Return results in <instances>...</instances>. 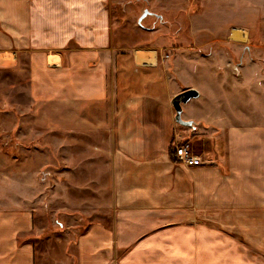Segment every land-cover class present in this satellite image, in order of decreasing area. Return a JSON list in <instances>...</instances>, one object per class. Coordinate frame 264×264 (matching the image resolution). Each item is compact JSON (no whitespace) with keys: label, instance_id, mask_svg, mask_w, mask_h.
I'll use <instances>...</instances> for the list:
<instances>
[{"label":"crops","instance_id":"obj_1","mask_svg":"<svg viewBox=\"0 0 264 264\" xmlns=\"http://www.w3.org/2000/svg\"><path fill=\"white\" fill-rule=\"evenodd\" d=\"M122 1L0 0L1 69H26L34 126L62 130L61 191L89 221L76 237L55 229L37 172L0 169V264H264V0L238 76L214 53L119 52ZM188 88L193 127L171 105ZM184 142L195 164L172 158Z\"/></svg>","mask_w":264,"mask_h":264},{"label":"rangeland","instance_id":"obj_2","mask_svg":"<svg viewBox=\"0 0 264 264\" xmlns=\"http://www.w3.org/2000/svg\"><path fill=\"white\" fill-rule=\"evenodd\" d=\"M254 1L150 0V4H145L142 0H123L111 9L113 36L119 43V52L136 48L146 50L153 47L151 45L161 46L159 44L163 43L164 47H159L158 50L164 56H168V50L177 48L183 52L196 50L202 55H223L227 60L223 67L217 68L221 71L227 69L238 76L239 55L246 53L252 56L254 53ZM147 8L152 12L151 16L142 18L139 22L140 15ZM226 19L229 22L225 23V30L222 32L223 27L220 24ZM233 28L243 29L246 32L245 39L231 38ZM212 38L214 41L209 43ZM129 44L132 46L128 47ZM6 57L9 54H0L1 63ZM1 63L0 169H6L7 172L8 169H16L21 173L22 181L27 172H37L38 190L32 193L36 195L47 220L53 221L55 229L67 230L71 237H76L89 221L77 214L78 192L74 191L69 196L61 191V138L64 134L62 130L34 126L33 121L36 118L29 95L27 70H2ZM17 81L21 85L14 89L10 84ZM68 208L73 209V212L68 211ZM68 212L72 215L70 221L64 218L65 214L69 215ZM37 257L38 263H41L40 259L48 262L47 256L42 257L40 250Z\"/></svg>","mask_w":264,"mask_h":264},{"label":"water","instance_id":"obj_3","mask_svg":"<svg viewBox=\"0 0 264 264\" xmlns=\"http://www.w3.org/2000/svg\"><path fill=\"white\" fill-rule=\"evenodd\" d=\"M149 13L148 10H144V12L140 15L138 21L141 22V19ZM198 96V91L194 88L185 89L177 94H175L171 99V105L174 109V119L175 121L184 126L193 127L194 123L192 120H185L182 118V105L189 101L191 98H195Z\"/></svg>","mask_w":264,"mask_h":264},{"label":"built area","instance_id":"obj_4","mask_svg":"<svg viewBox=\"0 0 264 264\" xmlns=\"http://www.w3.org/2000/svg\"><path fill=\"white\" fill-rule=\"evenodd\" d=\"M174 153L178 162L192 165L196 163L192 146L189 142L179 143L174 146Z\"/></svg>","mask_w":264,"mask_h":264},{"label":"bare ground","instance_id":"obj_5","mask_svg":"<svg viewBox=\"0 0 264 264\" xmlns=\"http://www.w3.org/2000/svg\"><path fill=\"white\" fill-rule=\"evenodd\" d=\"M242 36H243V31L241 29L237 28V29L232 30L231 38L233 39L241 38L242 39Z\"/></svg>","mask_w":264,"mask_h":264},{"label":"trees","instance_id":"obj_6","mask_svg":"<svg viewBox=\"0 0 264 264\" xmlns=\"http://www.w3.org/2000/svg\"><path fill=\"white\" fill-rule=\"evenodd\" d=\"M172 158L176 159L174 150L171 152Z\"/></svg>","mask_w":264,"mask_h":264}]
</instances>
